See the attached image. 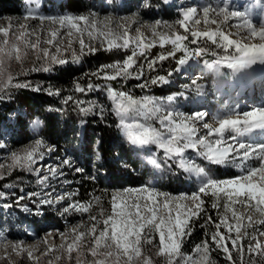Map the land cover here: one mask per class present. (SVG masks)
Returning a JSON list of instances; mask_svg holds the SVG:
<instances>
[{
	"label": "snow or ice",
	"instance_id": "1",
	"mask_svg": "<svg viewBox=\"0 0 264 264\" xmlns=\"http://www.w3.org/2000/svg\"><path fill=\"white\" fill-rule=\"evenodd\" d=\"M38 3V0H37ZM261 11L264 12V0H257ZM198 12L202 13L205 22H210L213 25H217V30L214 31H194L191 30L186 21L192 20ZM210 13L214 14L215 19L210 18ZM28 15L31 18H37L40 20H50L54 23L58 22L61 26L67 24L71 29H75L76 32L82 33L87 31L90 38L93 37L94 31L97 30V24L95 19L91 16H70L64 15L59 17H44L30 8ZM183 19L177 20L175 24H178L185 32L189 33L191 40L189 41V35H181L175 32L174 26L169 25L166 21L162 22L156 20L153 27V35L159 36L160 46L165 44H172L173 50L169 51L167 55L161 54L154 60L149 61L148 67L152 68L157 60L163 61L168 57L175 56L176 51H183L184 55L181 56L177 63L179 65L186 64L189 60L197 57H201L209 49L200 46L196 49L189 51L184 41H189L191 44H198L201 38H206L205 43L211 42L212 45L222 47L225 52L232 49L233 52L229 55H225L220 59H213L211 61H204L206 68L213 70L219 74L221 67H227L231 69L233 73L239 72L242 69H247L253 65H264V19L261 20L259 25L254 24L251 19V11L246 10L244 12L238 10H231L229 4L224 3L213 7L208 4L198 9L197 7H188L182 12ZM235 19L236 23L228 24L229 29H235L234 35L238 39L230 38L229 34L219 30V25H223L226 22ZM85 22V27L82 29L79 22ZM195 23L199 24L200 20L195 19ZM163 26L172 30V35L160 34L156 32V28ZM121 31H112L108 29L107 24L104 29L99 30L98 36L104 37L100 41V47L105 51H112L113 49H128L132 43L129 37V31L127 26H119ZM21 31L16 37L19 41L26 35V29L24 25H20ZM138 34L135 38L136 47L139 49H150L154 47V44H145L140 38V29H135ZM0 32L4 34V37H8V29H0ZM70 34V33H69ZM53 39L47 41L48 44H53L56 37V32L51 33ZM224 42L219 44L218 38ZM122 43H118L121 41ZM9 44L7 39H4L3 44L0 45V64L4 62L5 56L12 58L15 53V59H21V49L13 43L8 51H5V46ZM106 44V47H105ZM80 55L73 52L71 60L73 63H78L82 55L94 54L100 50L91 44H86L84 39H79ZM27 47L35 50L38 47V43H28ZM57 52H60V48H56ZM42 56L45 59L50 57V65H65L69 61L65 58H60L57 55H50L47 49H42ZM213 55L216 53L213 52ZM140 56H144L145 52L140 51ZM137 51L133 49L131 55H128L122 62L117 61L115 64L104 65L97 71L91 73V76L97 79H103L105 81H116L118 79H126L132 76V69L136 63L135 57ZM142 67V66H141ZM106 69H113L111 73ZM35 71H50L49 67H41L33 69ZM142 71L137 73L135 78L141 79ZM171 75V73H169ZM11 80V78H9ZM168 83V80L163 76H157L145 80L142 84H139L140 88H148L149 85ZM192 83L195 85L196 81ZM17 88H31L30 83H17ZM101 85L88 83L87 87H82L77 82L75 91L85 92L99 89ZM108 99L112 101L111 112L117 118L116 127L120 131L124 140L132 147L138 149H145L151 146H155L158 150H162L164 154L163 163L171 167L174 164L178 169L190 175H194L199 178L200 186L196 192H193L188 199L195 202L194 208H186L184 205L177 203L175 208L177 211L173 215L172 209L169 203V194L164 192H157L155 188L150 186H143L140 189H125V192H139L146 193V201L141 204L139 200L128 203L124 199L118 201L117 195L112 197V211L102 221L98 220L97 216H89L88 219L93 221L88 232L91 235V241L88 245L89 251L94 258L92 264H108L109 258L115 256L119 260V253L122 252L129 262H132L135 258L141 261V264H153V260L150 255H144V245L153 244L155 236L151 235L154 231L158 235L157 252L158 256H165V264H190V257H186L181 249L184 243V238L191 235L193 224L195 220L200 219L201 214L205 215V223L201 227H205L208 224L214 226L215 231L210 235L209 239H205L195 246V251L199 253L203 249L205 255L201 260L191 261V264H211L207 253L211 245H215L216 248L221 249L229 261L232 264H236L233 257V250L240 254L241 257L245 252L244 240H248L246 251L251 254L255 252L260 260H249V264H264V245H262L259 237H264V230L259 228H253L254 224L264 225V218L259 220H253L251 215L247 217L238 215L236 211L232 210V217L234 223H230L225 216H219L218 220H214L211 215L206 213L203 207L205 201L201 199L200 194L207 195L211 191L212 195L219 200L221 195L226 199L227 203L224 206V210L227 212L231 210V205L241 204L247 208L253 209L259 213L261 217H264V143H248L244 139L246 136L252 134L255 131L264 132V107H254L250 110L239 111L235 108L222 111L211 117V123L206 120L209 113L206 110H196L190 113H183L177 111L172 107L176 96L169 95L166 100H160L156 97L144 95L139 98L134 97L127 91L117 90L110 84L105 85ZM35 90H39L38 88ZM49 95H60L59 90L48 89ZM180 95H183L181 93ZM73 97L69 96L65 98V103L71 101ZM77 105L83 104L82 101H76ZM89 107H81L80 111L85 115L93 113L96 105L89 102ZM103 118L104 109L100 108L98 113ZM155 121V124L152 122ZM39 123V121H37ZM158 125V126H157ZM0 147H3L0 144ZM42 149H47L48 152L53 151L52 147L47 146L44 141L37 139L33 145L25 148L22 154L13 153V167L22 169L27 172H36L39 179L38 183L47 187L46 181L50 176L55 178L59 175H63L60 170L63 166H71V161L65 159L60 165L55 167L48 166V175H40V169L34 167L39 160H42L45 152ZM191 150L196 157L201 161L206 162V165L197 163L196 159L189 158L188 151ZM99 158V156H97ZM258 160L259 163L256 166H251L249 161ZM171 161V164L168 162ZM155 168L162 167L160 161L155 157L149 161ZM235 163L241 168L242 175L233 179L218 180L210 175L212 165H227ZM77 172L83 171V169L77 168ZM0 179H4L3 175H0ZM4 187H10L5 185ZM41 193L31 192L27 194L28 198L39 197ZM5 193L0 191V198L4 197ZM156 197H164L165 200L160 205V202ZM64 197H57L53 199H42L40 204H53ZM184 196L174 199H184ZM25 196L17 198V205L20 201L24 200ZM98 199V198H97ZM150 201L151 203H148ZM255 202L254 204L252 202ZM5 207H11L6 204ZM91 204H70L64 209V212L69 210L79 211L87 213L89 212ZM161 207L167 211V215L158 216ZM211 207L213 209H219L220 205L217 202H213ZM142 209L150 213V216H145ZM24 210H27L24 206ZM102 223L103 227L97 230V224ZM227 230V235L220 231L221 227ZM242 228L244 229L243 237L240 235ZM252 228L249 232L248 229ZM75 231V230H73ZM236 235L232 236V232ZM86 233L81 231L74 235L72 242L67 244L68 254L71 255L73 251H77L82 244L83 238ZM205 236H208V232L205 231ZM254 241V243H253ZM230 242L231 247H229ZM101 249H107V251L101 252ZM31 255V254H29ZM102 256L103 258H97ZM176 257L180 259L177 260ZM79 264V261H77ZM240 264H244L241 259Z\"/></svg>",
	"mask_w": 264,
	"mask_h": 264
},
{
	"label": "rangeland",
	"instance_id": "2",
	"mask_svg": "<svg viewBox=\"0 0 264 264\" xmlns=\"http://www.w3.org/2000/svg\"><path fill=\"white\" fill-rule=\"evenodd\" d=\"M54 3L58 4L61 0H53ZM89 8L82 13L73 14L67 11H62L57 9L56 7H51V4H45V0H24L23 7L21 12L16 15H0V29H8L9 35L8 37H4V34L0 32V45L3 44L4 39H7L9 44L5 46V51L7 52L10 46L13 43H16L18 47L21 49V59H15V53H13L12 58H8L5 56L4 62L0 64V85H4L11 80L25 67L29 65H46L50 64V57L49 59H45L42 56V49H47L50 55H57L60 58H65L69 54L80 53V45L79 39H84L86 44H91L94 47L100 49V41L104 39V37H99L98 32L99 30L104 29V26L107 24L108 29L112 31H121L122 29L119 26H127L129 31V37L132 40L130 45H136L135 38L138 35L135 29H140V38L144 41L145 44H154L160 45L159 36L153 35V25L155 24L156 20H160L162 22L166 21L169 25L174 26L175 32H178L181 35H189V33L185 32L183 28H181L178 24H175L177 20L183 19L182 12L184 9L188 7H197L198 9L202 8L205 5L211 4L213 7L223 5L224 3L229 4L231 10H238L244 12L246 10L251 11V19L253 20L254 24L259 25L262 19H264V12L261 11L257 0H161V2L167 6L174 14H177V19L175 20H166L165 18L161 17L160 7L155 6L154 4L150 3L148 0H88ZM30 8L35 9L39 15L44 17H59L64 15H70L73 17L76 16H91L95 19L97 24V30L94 31L93 37L90 38L87 34V31L82 33L76 32L75 29H71L70 26L65 24L61 26L58 22L54 23L50 20H40L37 18H31L28 15V10ZM156 14V15H153ZM210 18L215 19L216 17L214 14L210 13ZM195 19H199L200 23L196 24ZM235 19L226 22L223 25H219V30L225 32V34H229L230 38L238 39L234 35L235 29H229L228 24L236 23ZM187 26L194 31H214L217 30V25H213L210 22H205L204 16L202 13L198 12V14L189 21L185 22ZM20 25H24L26 29V35L22 37L19 41L16 40V37L19 35L21 28ZM80 27L83 29L85 27V22H79ZM156 32L160 34H166L171 36L172 30L167 28H163V26L158 27L155 29ZM56 32V37L54 39L53 44H48L47 41L49 39H53L51 33ZM70 33V34H69ZM189 37H191L189 35ZM219 44H223L224 42L217 38ZM38 43L37 49L33 50L30 47H27L28 43ZM118 43H122L118 41ZM170 44V43H168ZM60 48V52L56 51V48ZM106 47V44H105ZM233 51L232 49H229ZM231 52L224 54L229 55ZM222 56V57H223ZM221 57L213 58V59H220ZM213 59H209L207 56L202 55L201 57L193 58L189 60L184 65H178L176 69V74L180 78L182 83V91L174 92L170 95L176 96L177 99L175 100L174 104L172 105L179 112L183 113H190L196 110H206L209 113V116L206 117L209 123H211V117L216 115L222 111L230 110V109H237L239 111H246L250 110L254 107H264V76L262 78H257V73H264V65H253L250 68L242 69L239 72L233 73L231 69L227 67H221L219 74L213 70L206 68L204 61H211ZM238 77L239 82L237 81L234 88H230V80ZM195 80L196 84L194 85L192 81ZM176 83V82H175ZM183 93V95H180ZM169 96V95H168ZM159 98L160 100H166V98ZM158 126V125H157ZM248 143H264V132L255 131L252 134L246 136L244 138ZM125 143H127L124 140ZM0 144L3 147H0V175H4L5 173L9 172L13 168V153L22 154V151L28 146L20 147L16 150L10 149L5 144V141L0 139ZM128 144V143H127ZM129 146L131 149L132 157L138 161V169L137 171H145V179L144 181L136 186V187H127L123 189H115L112 193L113 195H117L118 201L120 199L126 200L128 203H132L133 201L139 200L141 204L145 203L146 201V193H139V192H125V189H140L143 186H150L155 188L157 192H164L169 194V203L170 208L172 209L173 215L177 211L175 205L177 203L184 205L186 208H194L195 202L191 199H188L193 192H196L200 186V180L198 177L194 175H190L188 173L183 172V170L178 169L174 164H171V161L168 163L171 164L169 167L167 164L163 163L164 154L161 150L156 151L152 147L145 148V149H138L132 146ZM75 150L76 154L81 156V147L80 142L77 141L74 143L73 151ZM47 151V149H46ZM187 155L189 158L196 159L197 163H202L206 165V162L201 161L195 154L189 150ZM97 152L94 153V156L90 162L91 165H95L99 162V158H97ZM155 157L158 161L161 162L162 167L157 169L155 168L149 161L151 158ZM81 158V157H80ZM71 166H67L72 173L77 172V168H81L82 162L78 160V157L71 152L70 155ZM59 161H55L54 157L51 156V153L47 151V155L44 154L42 160H39L38 163L34 166L40 169V175H48L47 169L48 166H57L61 163ZM259 163L258 160L249 161L251 166H256ZM118 165L120 167H128V163H125L123 160L118 161ZM211 167L210 175L218 180H226V179H233L237 176L242 175L241 168L238 167L235 163L227 164V165H212L208 166ZM64 166L60 169L64 172ZM228 170L232 175L226 176L224 175L221 170ZM35 175L38 177L37 173ZM64 175V174H63ZM63 175H59L55 178L50 176L49 180L46 181L47 187L43 185V192L39 197H32L28 198L25 191L20 196H25L24 201H20L21 204L20 212L21 215L18 222L15 223L16 229L15 233L19 234L18 236H12L14 245L21 244L22 238L21 235L24 234L26 230V226L28 224V220L30 218L36 219L35 222L40 224L41 215H34L35 207L33 204L38 202V206L36 211H39V203L42 199H53L55 200L57 197H64L61 200L49 205L44 204L46 207L44 211L49 214L54 215L47 211V208L57 209L56 216L58 219H65V218H72V219H79L85 226V237L83 238L82 244L77 251H73L71 255L68 254L67 251V244L72 242L74 235L76 234L71 228L70 231L67 233L66 241L56 250L50 252H46L43 256L39 258H35L34 256L29 255L27 253L24 255L23 259H19V254L17 250H10L9 252L4 254V257L0 258V264H20L21 261L25 262L26 264H56V260L59 256V263L58 264H87L88 261L93 262L94 258L89 251L88 245L90 243L91 235L89 234L88 230L91 226L93 221L88 219L89 216H97L98 220L102 221L107 215L111 214L112 211V197L110 199V206L108 208H103V206H108L105 201H103L99 196H95L91 203L90 210L88 213L69 210L67 213L64 212V209L68 207L70 204L80 203L78 201L71 200V192H68L66 189V185L68 181H64ZM89 179L97 180L98 175L93 168L92 172L88 175ZM103 180L105 181L106 177L102 176ZM11 185V184H6ZM5 186V185H4ZM26 189V188H22ZM39 192V191H37ZM40 193V192H39ZM6 201L0 203L1 207L7 202ZM184 196V199H174ZM201 199L205 201H210V206L213 202H217L220 207L216 210V214L219 216H225L228 218L230 223H234L232 217V210L236 211L238 215L247 217L251 215L253 220H259L261 217L259 213L255 212L251 208H247L245 205L241 204H234L231 205V210L225 211L224 206L227 203L226 199L222 197L217 200L211 193L208 192L207 195L200 194ZM16 198L10 199L11 202L17 201ZM11 198V197H10ZM98 198V199H97ZM156 199L160 202L162 206L165 198L164 197H156ZM108 202V201H107ZM148 203H151L148 201ZM255 203L254 201L252 202ZM83 204V203H80ZM86 205V204H85ZM24 206H26L27 210H24ZM204 204V208H205ZM99 207V210L95 208ZM6 215L1 218L2 222L8 221L9 213L15 209L14 206L7 207ZM212 208V207H211ZM9 211V213H8ZM142 212L145 216H150L146 210L142 209ZM160 215H167V211L161 207L160 212H158V216ZM203 213L201 214L200 219L202 218ZM55 217V216H54ZM88 222L86 223L85 222ZM197 220V221H198ZM205 220V219H203ZM58 223L56 220L54 221ZM90 223V224H89ZM87 224V225H86ZM260 226V227H259ZM103 227V224L100 223V227H97L99 231L100 228ZM253 228H259L264 230V225L254 224ZM210 235L214 231V228L209 227ZM226 230V229H225ZM227 231V230H226ZM249 232L252 231V228L248 229ZM228 234V233H227ZM232 236H235L236 233L233 231ZM151 235H154L158 241V235L152 231ZM240 235L243 237L244 229L242 228ZM88 238H90L88 240ZM186 237L184 238V240ZM261 240L262 245H264V237H259ZM3 234L0 233V244L3 243ZM9 241V240H7ZM254 243V241H253ZM107 251V249H101V252ZM144 255H150L153 264H165L166 257L165 256H158L156 255L157 247L152 246L150 248V252L145 253L146 251L143 249ZM40 254V253H39ZM38 255V254H37ZM203 249L199 253L196 252L195 255H190L188 257L191 258V261L201 260L203 257ZM51 261L49 262V258ZM97 258H103L102 256H98ZM177 260L178 257H176ZM48 261V262H47ZM211 264H215L214 261L210 260ZM84 262V263H83ZM108 264H141V261L133 259L132 262L127 260V257L123 255L122 252L119 253V260L115 256L109 258Z\"/></svg>",
	"mask_w": 264,
	"mask_h": 264
},
{
	"label": "trees",
	"instance_id": "3",
	"mask_svg": "<svg viewBox=\"0 0 264 264\" xmlns=\"http://www.w3.org/2000/svg\"><path fill=\"white\" fill-rule=\"evenodd\" d=\"M148 1L160 7L159 14L161 17L166 20L177 19L178 15L174 14L161 0ZM23 4L24 0H0V15L19 14ZM45 4H51V7L73 14L85 12L89 8L88 0H61L58 4L54 3L53 0H45ZM153 15L156 14L153 13ZM190 40L191 37H189ZM189 41L183 43L187 45L190 52L197 47L204 46L209 49L204 54L209 59L222 57L224 54L233 52L231 50L225 52L222 47L212 45L211 42L205 43L206 38H201L195 45ZM133 49L137 51V56L134 58L136 61L134 67L129 69L132 76L116 81H105L91 76V73L104 65L115 64L117 61L122 62L128 55H131ZM172 50V44H165L163 47L155 45L150 49H139L136 45H130L128 49L120 48L112 51H105L100 48L94 54L82 55L78 63H73L72 54H69L65 57L69 62L62 66L35 64L25 67L12 80L0 85V139L5 141L7 147L13 150L34 144L35 140L40 139L46 145L54 146V153L51 156L56 162L59 161L58 163L65 159L70 160L71 152H73L78 157L79 163L82 162L80 165L83 171L72 173L67 166H64L62 178L65 179V182L68 181L66 189L72 193L71 200L87 205L92 203L95 196H99L110 206L109 202L113 191L140 185L145 179V171H137L138 161L132 157L131 149L124 142L123 136L116 127L117 118L111 112L112 101L108 99L105 85L110 84L113 88L127 91L137 98L149 95L159 99L171 93L182 91L183 82L176 74V69L179 65L178 59L184 55L183 51H176L175 56L168 57L163 61L157 60L152 68L148 67L149 61L156 59L161 54L167 55ZM140 51H144L145 55L140 56ZM213 52L216 54L213 55ZM75 54L80 55V53ZM49 66L51 70L47 72L33 70ZM106 71L111 73L113 69H106ZM141 71L143 74L138 80L135 76ZM157 76L165 77L168 83L150 84L148 88L143 89L138 87L145 80ZM77 82L85 88L88 83L99 84L101 87L81 93L75 91ZM17 83H30L32 87L17 88L15 87ZM37 88L38 91L35 90ZM48 89L59 90L60 95H49ZM69 96L73 99L65 103V98ZM76 101H82L83 104L77 105ZM89 102L94 103L96 108L93 113L85 115L80 111V108L89 107ZM100 108L104 109L103 118L98 114ZM152 122L155 124V121ZM77 141L80 142L81 156L77 155L75 150L73 151L74 143ZM151 147L156 151H161L155 146ZM42 151L47 155L46 149H42ZM95 152L99 156V162L91 165L90 162ZM120 160L128 163V167H120L118 165ZM93 168L98 175L97 180L88 178ZM221 172L226 176L232 175V172L230 173L228 170L222 169ZM3 176L4 179H0V191H3L5 196L2 198L6 197L4 191L6 184L16 186L17 191L26 188L29 191L41 193L44 190L43 185L38 183L39 178L35 172H27L13 167ZM102 176L106 177L105 181ZM10 197L11 199L16 198L15 196ZM205 205L206 213L219 222L216 210L211 208L210 201H207ZM33 206H38V202ZM51 217L53 221L56 220L54 215L48 213H45L43 219L47 220ZM203 219H205L204 214L201 220L194 221L191 235L184 240L181 251L186 257L195 255V246L210 238L211 229L209 227L214 228V226L208 224L201 227L205 223ZM205 231L208 232V236H205ZM220 231L227 235L223 226ZM243 243L245 252L242 257L233 250L236 264H240L241 259H243L244 264H249L250 258L253 261L260 260L255 252L249 254L246 251L248 240H244ZM157 244L158 241L155 237L153 244L144 245L145 253L149 254L150 248L156 247ZM228 244L231 247L230 242ZM203 255H205L204 251ZM207 255L215 264H232V261L227 259L226 254L221 249L216 248L214 244L211 245ZM178 259L180 258L178 257ZM20 264L26 263L21 261Z\"/></svg>",
	"mask_w": 264,
	"mask_h": 264
},
{
	"label": "built area",
	"instance_id": "4",
	"mask_svg": "<svg viewBox=\"0 0 264 264\" xmlns=\"http://www.w3.org/2000/svg\"><path fill=\"white\" fill-rule=\"evenodd\" d=\"M49 147H52L54 150V146L53 145H49ZM52 152V151H51ZM64 174V172H63ZM19 191H17L16 186L14 185H10V187H4V191L6 192V196L10 195V196H19V194H22V192H26V193H31V192H37V191H29L27 189H18ZM10 196L7 197V202L5 203H10L9 205H12L15 207V209L13 211H11L9 213V218L8 221L5 222L1 220V218L3 216L6 215V210H8L7 207H5L3 205V207L0 206V233L3 234V243L0 244V258L4 257V254L9 252L10 250H17L18 254H19V259H23L24 255H26L27 253L32 254V256H34L35 258H39L41 256H43L46 252H48V250L50 252H54L56 251L67 239V233L70 231L71 228H74V232L75 233H79L81 231L85 232V226L84 224L80 223L81 221L79 219H58V217L56 216L57 213V209H51V208H47V211L50 213L54 214V218L56 219V222H54L52 220V217L50 219H43V216L45 215V211L44 209L46 208L44 206V204H40L39 203V211L37 209V207H35L34 209V215H41V219L40 220V224L36 223L35 220L36 219H32L30 218L28 220V224L26 226V230L24 232V234L21 235L22 238V242L21 244L18 245H14L13 239H11L12 236H18L19 234H16L15 229V223L18 222L19 218H20V207L19 205L15 204L14 202L10 201ZM25 200V199H24ZM22 200V201H24ZM6 201V197L5 198H0V203ZM26 202V200H25ZM1 205V204H0ZM103 208H108L109 206H103ZM98 209L99 207L95 208V210ZM92 211V208L91 210ZM88 213V212H87ZM49 214V213H48ZM86 222V220H85ZM88 223V222H86ZM90 224V223H89ZM87 225V224H86ZM97 227H100V223L97 224ZM54 237H56V241L54 240ZM13 238V237H12ZM90 238H88L89 240ZM9 240V241H7ZM91 240V239H90ZM40 253V254H39ZM38 254V255H37ZM51 258H49V262L51 261ZM48 262V261H47ZM59 263V256L58 259L56 260V264ZM84 263V262H83ZM87 264H92L91 261H88Z\"/></svg>",
	"mask_w": 264,
	"mask_h": 264
},
{
	"label": "bare ground",
	"instance_id": "5",
	"mask_svg": "<svg viewBox=\"0 0 264 264\" xmlns=\"http://www.w3.org/2000/svg\"><path fill=\"white\" fill-rule=\"evenodd\" d=\"M258 77L257 78H262L264 76V73H257ZM239 80L238 77L231 79L230 80V88H234V86L236 85L237 81ZM239 82V81H238ZM54 240L56 241V237H54Z\"/></svg>",
	"mask_w": 264,
	"mask_h": 264
}]
</instances>
